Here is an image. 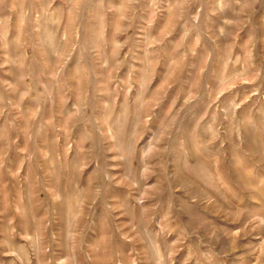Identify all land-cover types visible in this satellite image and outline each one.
I'll return each instance as SVG.
<instances>
[{
	"label": "rangeland",
	"instance_id": "374dc122",
	"mask_svg": "<svg viewBox=\"0 0 264 264\" xmlns=\"http://www.w3.org/2000/svg\"><path fill=\"white\" fill-rule=\"evenodd\" d=\"M0 264H264V0H0Z\"/></svg>",
	"mask_w": 264,
	"mask_h": 264
}]
</instances>
